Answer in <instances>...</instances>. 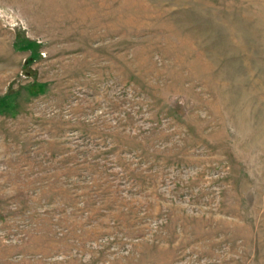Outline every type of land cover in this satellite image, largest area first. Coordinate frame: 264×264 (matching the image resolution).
Returning <instances> with one entry per match:
<instances>
[{"label": "rangeland", "instance_id": "1", "mask_svg": "<svg viewBox=\"0 0 264 264\" xmlns=\"http://www.w3.org/2000/svg\"><path fill=\"white\" fill-rule=\"evenodd\" d=\"M0 264H264V0H0Z\"/></svg>", "mask_w": 264, "mask_h": 264}]
</instances>
